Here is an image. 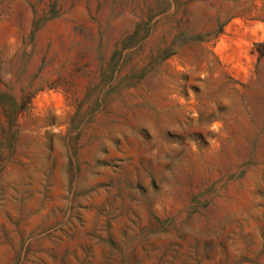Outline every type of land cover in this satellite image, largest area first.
<instances>
[{
  "label": "rangeland",
  "instance_id": "374dc122",
  "mask_svg": "<svg viewBox=\"0 0 264 264\" xmlns=\"http://www.w3.org/2000/svg\"><path fill=\"white\" fill-rule=\"evenodd\" d=\"M0 264H264V0H0Z\"/></svg>",
  "mask_w": 264,
  "mask_h": 264
},
{
  "label": "clouds",
  "instance_id": "9594fccd",
  "mask_svg": "<svg viewBox=\"0 0 264 264\" xmlns=\"http://www.w3.org/2000/svg\"><path fill=\"white\" fill-rule=\"evenodd\" d=\"M209 130L213 133H220L221 125L218 122H214L210 125Z\"/></svg>",
  "mask_w": 264,
  "mask_h": 264
}]
</instances>
